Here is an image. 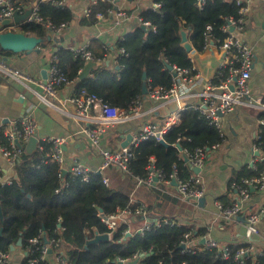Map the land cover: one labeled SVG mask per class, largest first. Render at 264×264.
<instances>
[{"label": "trees", "instance_id": "obj_1", "mask_svg": "<svg viewBox=\"0 0 264 264\" xmlns=\"http://www.w3.org/2000/svg\"><path fill=\"white\" fill-rule=\"evenodd\" d=\"M154 1L160 2L162 9L155 12L148 7L141 11L140 16L150 21L157 30L139 26L125 41L120 42L117 49L123 48L126 55L118 57V68L96 67L91 71V76L79 81L86 61L75 57L68 49L58 48L55 51L54 56H57L64 76L71 83L77 82L76 91L85 89L110 105L123 108L137 98L145 97L144 82L148 86L170 88L173 73L167 65L191 69V73H195L194 63L182 45V32H187L195 51L202 53L211 40L217 46L221 45L227 36L222 30L227 18L240 17V6L236 0H206L202 8L197 6L198 0ZM111 6L108 2L94 5L88 21L93 23L98 13L107 14ZM38 8L39 15L55 25L71 24L75 19V13L69 6L63 8L40 1ZM208 26L213 27L210 41L207 39ZM19 27L25 34L47 38L48 30L41 23H20ZM101 50L103 53V46ZM6 53L10 52L0 48V57ZM102 53L95 50V59L102 61ZM144 73L147 74L146 80H143ZM220 77L224 78L222 75ZM260 137L256 144L261 143L260 147L264 150V134L261 133ZM164 141L166 144L143 141L134 147L130 171L124 180L114 179L112 168L105 172L110 180L109 186L103 183V175L98 173L93 174L89 182H84L70 172L60 171L56 162L42 161L40 150L33 154L24 152L14 168L18 178L14 177L9 184H0L3 214V220L0 216V251L11 252V247L17 246L21 240L20 248L25 252L30 240L45 232L49 239L61 238L67 264H119L118 259L131 258L135 254L143 256V264H241L233 257L226 259L220 253L206 249L198 250L195 254L183 253L180 243L191 228L180 224L155 225L144 233L131 236L125 233L127 226L121 225L112 233L109 241L88 244L97 235L109 233L101 215H111L129 206L136 208L137 204L132 202V198L146 204L149 215L162 221L171 220L166 217V211L171 202H177L175 198L147 184L139 185L138 179H147L150 164L164 174V181L170 179L175 164L179 177L188 179L192 168L180 159L181 150L193 153L199 147L222 145L224 137L209 125L204 116L188 105L180 112L179 122L164 134ZM42 145L45 150L50 147L46 142ZM111 150L118 149L114 147ZM263 169L264 162L260 161L255 169L245 167L237 174L251 179L258 177ZM60 225L64 230L58 229ZM193 232V237L200 236L199 232ZM228 246L235 253L246 247L247 243ZM259 260L264 264V258ZM20 264H27V258L23 257ZM244 264H253L252 258L249 257Z\"/></svg>", "mask_w": 264, "mask_h": 264}, {"label": "built area", "instance_id": "obj_2", "mask_svg": "<svg viewBox=\"0 0 264 264\" xmlns=\"http://www.w3.org/2000/svg\"><path fill=\"white\" fill-rule=\"evenodd\" d=\"M34 0H0V21L13 19L17 14L23 15L30 9L31 14L23 21V23H41L47 28V40L50 41L60 35L66 28V24L55 25L49 20H45L39 15L38 5H33ZM44 3H52L59 7L71 5L74 0H40ZM130 0H94V5L99 2H108L112 6L108 9L107 14L116 17V25H120L129 17L126 10L119 8L118 3ZM248 1V0H247ZM246 0H236L240 6L239 18L230 17L226 19V23L222 26V30L227 34L221 43L220 50L224 57L219 65V76L212 79L200 80L192 76L191 69H181L172 67L173 82L170 88L161 86H148V93L145 98L154 102V106L149 110L152 113L171 104H176L179 110L186 108V100L189 94L181 93L182 86L194 88L198 83H203V89L198 92L197 103L192 104L194 110L204 116L209 125L217 129L221 137H224L222 118L230 114L237 106H242L250 110H255L261 114L260 124L262 133L264 134V98L253 93L251 87L252 70L254 66L255 54L252 47L240 39L238 34L242 32L247 24L246 16L249 11ZM206 0H198L197 6L202 8ZM33 5V6H32ZM153 11L158 12L162 9V4L153 0L149 6ZM89 15L92 9L87 10ZM105 14L98 13V18H103ZM142 26L147 29L157 30L150 21L144 20L141 16L138 17ZM5 31L18 32L15 25L5 28ZM213 31L212 26L207 27V39L211 37ZM210 41V40H209ZM209 43V42H208ZM65 49V48H64ZM75 57H80L88 62L96 61L93 50L88 46H80L69 48ZM195 51L188 52L189 56ZM115 56L117 59L120 55H126L123 48L117 49L109 45L103 46V60L107 61L109 56ZM58 58L54 56L46 79L36 80L29 74L20 69L10 66L5 59L0 57V74L9 77L11 80L18 82L31 89L30 84L39 86V90H33L38 100L46 105V107L56 111L57 115L66 116L69 119L81 121L87 126L82 128V131L89 138L91 144L96 148L102 157V162L97 171H94L88 165L76 160L71 165L70 170H66L65 146L69 139L66 137H46L40 138L39 127L37 120L32 112L20 122L19 125L6 130L0 134V155L15 168L25 152V145L33 137L38 139L37 150L42 153V161L47 162L52 160L59 165L60 171L70 172L73 177L79 178L84 182H89L93 174L100 172L103 175V183L109 186L110 180L105 175V172L112 170L119 171L120 174L126 175L130 171L131 160L134 155V147H137L143 141L161 142L164 140V134L170 131L179 121V116L176 112L167 116L164 122L143 121L147 115L145 109V98H137L127 107H116L103 101L96 94H92L85 89L78 91L76 94L62 102L58 100V92L62 86H68L72 83L62 73L58 65ZM167 65V64H166ZM169 65H167L168 68ZM224 76V78L220 77ZM199 81V82H198ZM217 81V82H216ZM132 121H143L140 130L132 135L129 145L125 148L116 151L101 144V140L105 134L115 127L130 123ZM3 138L5 142H3ZM261 138V137H260ZM259 138V139H260ZM43 142L50 144L48 150L43 147ZM21 144V146L19 145ZM261 143L259 144L260 147ZM258 146V145H257ZM220 144L212 145L211 147H199L193 153L187 150H181L180 159L186 164L192 166V173L188 179L179 177L177 165H174L173 173L170 179L166 180L168 184L176 181V190L178 196L185 201H195L201 203L205 198V191L202 186V178L200 173H196L193 169H202L205 165L206 157L209 153L219 149ZM257 149H259L257 147ZM264 162V154L260 158ZM259 161V162H260ZM148 177L146 180L138 179V184H147L148 186L155 185L157 181H164V174L155 169L154 164L148 166ZM171 180V181H170ZM12 180L3 182L0 176V184L11 183ZM239 196L235 203L226 206L220 201L216 202V206L220 211L221 216L226 220L236 219L242 211V203L248 200L253 190H264V169L260 175L251 179H243L242 184L235 186ZM60 189L57 190L59 192ZM144 219L145 223L132 232L130 223L133 217ZM147 210L144 206L136 205V208L127 207L117 210L111 215H101L102 222L107 226L111 239L112 233L121 225H126L128 230L126 234L132 235L144 233L150 230L152 226H161L162 224H178L177 221L170 219L148 220ZM264 221V206L257 212L249 214L244 218L247 246L238 249L235 253L231 251L229 246L222 244L217 239L207 235L194 236L193 229L188 231L180 243V248L183 253L195 254L198 250H211L220 253L223 258L233 259L241 264L251 257L253 264H261L259 258H264V248L258 247L253 241V238L259 234V224ZM59 230H64L60 225ZM61 232V231H59ZM200 245H202L200 247ZM183 247V248H182ZM142 255L135 254L131 258L118 259L119 264H143ZM24 258H27V264H67V255L63 248L61 238L55 240L49 239L45 232H40L36 237L30 240V246L24 253ZM162 263V262H160ZM0 264H12V252L0 251ZM181 264H187L186 262Z\"/></svg>", "mask_w": 264, "mask_h": 264}, {"label": "crops", "instance_id": "obj_3", "mask_svg": "<svg viewBox=\"0 0 264 264\" xmlns=\"http://www.w3.org/2000/svg\"><path fill=\"white\" fill-rule=\"evenodd\" d=\"M35 2H33V5ZM152 2L153 0L119 2L118 7L126 10L129 17L120 25H116V17L109 14H105L103 18L96 17L93 23L89 22L88 19L93 13L94 0H74L70 8L75 13V19L71 24L66 25L60 35L51 41L44 39L43 44L36 46L35 50L30 53L3 49L10 53H6L2 58L10 66L24 71L34 79H44L43 76L48 74L56 50L90 45L94 52L96 50L102 53L101 48L104 45L117 48L118 44L125 41L137 27L142 26L138 17L141 11L148 8ZM247 3L249 7L246 16L247 24L238 36L248 43L254 51L255 59L251 87L255 95L264 98V0H248ZM90 8L92 12L88 15L87 10ZM19 24L14 25L18 32L23 33ZM5 28L3 22L0 21V34L5 31ZM190 57L194 63L193 70L195 71L192 76L201 82L202 80H213L216 78L224 54L220 47L211 40L202 53L194 51L190 54ZM95 62L102 61L96 60ZM101 66L118 68L119 62L115 56L111 55L107 61L102 62ZM96 67L100 66L92 67L88 77L91 76V71ZM74 84L62 86L59 89V101L65 102L78 92L75 90L76 86ZM30 87L31 89L0 74V134L19 125L28 113L32 112L38 123L40 138L66 137L69 139L65 146L66 170H70L74 161L78 160L97 171L101 165L102 157L82 131V128L87 126V124L69 119L66 116L57 115L56 111L46 107L36 97L33 90H39V86L30 84ZM202 89L203 83H198L194 88L182 86L181 93L189 94L186 100V107L197 103L198 94L196 93L201 92ZM174 105L176 104H171L149 113V110L154 106V102L145 98L147 115L143 118V121L161 123L164 122L169 114L174 112L177 113L180 120V112L183 110H179L178 107L176 110ZM260 119V113L242 106H237L230 114L222 118L224 141L217 151L207 155L205 165L200 172L203 181L202 186L205 191V198L200 204L195 201L181 199L173 182L168 184L166 181H157L155 185H152L153 188L166 192L177 201L168 205L166 217L172 218V221H177L180 225L190 227L193 231L199 232L200 236L208 234L227 246L233 243H247L244 218L259 211L264 206V190L252 191L250 198L241 204L242 211L236 219H224L216 206V202H225L226 206L235 203L239 196L235 186L245 178L241 177L237 172L245 167L255 169L264 154V150L256 144L262 133ZM143 121H132L111 129L103 136L101 140L102 146L110 149L114 147H117V149L123 148L122 144L126 141L128 135L137 133ZM117 172L115 169L112 170V177L118 181L124 180L126 175ZM0 176L3 182L10 181L15 177V169L1 155ZM132 202L138 206H144L147 210V205L143 202L134 198H132ZM147 215L148 220L158 219L151 214L150 216L149 213ZM144 223V219L140 216L133 217L130 223L132 232L136 231ZM253 241L258 247L264 248V221L259 224V234L253 238ZM24 253L18 246L12 252V264H20Z\"/></svg>", "mask_w": 264, "mask_h": 264}, {"label": "water", "instance_id": "obj_4", "mask_svg": "<svg viewBox=\"0 0 264 264\" xmlns=\"http://www.w3.org/2000/svg\"><path fill=\"white\" fill-rule=\"evenodd\" d=\"M39 2H40V0H36L34 5L37 6ZM30 14H31V10L28 9L25 12V14H23V15L17 14L13 19H6L5 21H3V25L5 27H9V26L14 25V24H19L22 21L26 20ZM143 28H145V27L143 26ZM49 41H50V39H49ZM43 42H44V39L37 38L34 36H29V35H26V34L21 33V32L4 31L0 34V46H1V48L4 50H10V51H14V52L30 53L33 50H35L36 46H38L39 44H43ZM182 45L187 50V52H192L194 49L190 40H189L187 32H185V31L182 32ZM101 65H102V62H95V61L88 62L86 64V66L84 67V70L79 75V81H83L88 77L89 71L92 67L101 66ZM168 69L170 71L173 70L172 66H168ZM43 78L46 79L47 74H44ZM146 79H147V74L144 73L143 74V80H146ZM74 86H77V83H75ZM147 93H148L147 84H146V82H144L143 94L147 95ZM174 107L177 110V106L174 105ZM131 139H132V135H128L126 141L122 144V147L123 148L127 147L129 145ZM161 143L166 144L164 140H162ZM19 145L21 146L20 143H19ZM37 145H38V139L36 137L31 138L25 147V152L27 154H33L37 150ZM185 161H187V159H185ZM189 166L192 168L191 164ZM193 170L196 173L201 172V169H199V168H194ZM64 172L66 173V171H64ZM98 174L101 175L100 172H98ZM17 178H18V176H17V174H15V179H17ZM173 183H174V185H177L176 181H173ZM0 216H1V219L3 220V214H2L1 206H0ZM127 235L131 236L132 234L129 233ZM109 240H110V237L108 234L97 235L93 240L89 241L88 244L99 243L102 241H109ZM18 246H21V240H19V242L17 243V246L11 247V252H14ZM134 264H137V261H135Z\"/></svg>", "mask_w": 264, "mask_h": 264}, {"label": "rangeland", "instance_id": "obj_5", "mask_svg": "<svg viewBox=\"0 0 264 264\" xmlns=\"http://www.w3.org/2000/svg\"><path fill=\"white\" fill-rule=\"evenodd\" d=\"M116 172H117V170H116ZM114 173V172H113ZM117 173H119V171L117 172ZM120 174V173H119Z\"/></svg>", "mask_w": 264, "mask_h": 264}]
</instances>
